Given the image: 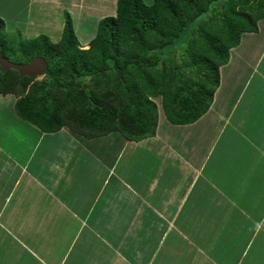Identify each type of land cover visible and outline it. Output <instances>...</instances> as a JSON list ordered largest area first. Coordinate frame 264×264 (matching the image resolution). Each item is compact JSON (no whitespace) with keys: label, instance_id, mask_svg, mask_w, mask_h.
<instances>
[{"label":"crops","instance_id":"1","mask_svg":"<svg viewBox=\"0 0 264 264\" xmlns=\"http://www.w3.org/2000/svg\"><path fill=\"white\" fill-rule=\"evenodd\" d=\"M101 1L0 0V19L7 34L57 42L65 12L76 35L115 15L117 0ZM260 198L264 19L229 50L201 117L178 125L161 113L140 141L43 132L14 99L0 105V264H254Z\"/></svg>","mask_w":264,"mask_h":264},{"label":"trees","instance_id":"2","mask_svg":"<svg viewBox=\"0 0 264 264\" xmlns=\"http://www.w3.org/2000/svg\"><path fill=\"white\" fill-rule=\"evenodd\" d=\"M261 19L264 0H117L87 48L67 12L57 42L3 34L0 19V53L15 63L43 57L48 67L41 78L0 69V96L13 95L16 115L43 132L140 141L155 135L156 98L171 124L209 109L229 50Z\"/></svg>","mask_w":264,"mask_h":264},{"label":"water","instance_id":"3","mask_svg":"<svg viewBox=\"0 0 264 264\" xmlns=\"http://www.w3.org/2000/svg\"><path fill=\"white\" fill-rule=\"evenodd\" d=\"M0 69L3 71L14 69L18 72L20 78H39L46 74L48 67L43 57L35 56L27 63H15L9 61L0 53Z\"/></svg>","mask_w":264,"mask_h":264},{"label":"rangeland","instance_id":"4","mask_svg":"<svg viewBox=\"0 0 264 264\" xmlns=\"http://www.w3.org/2000/svg\"><path fill=\"white\" fill-rule=\"evenodd\" d=\"M109 2L107 0H103L101 2H96V4L102 6V7L106 8V9H109V6H108L109 5ZM144 2L148 4V3H150V0H144ZM93 20H95V18L92 19L91 21H93ZM95 29H96V25H91V27H88L87 26L84 30L82 28L77 27L78 34L76 36H78L79 39H83V38H85L87 36L86 32H84V31H89V30H90V33L88 34V36H91L92 34L95 35V32H96ZM4 30L5 29H3V34H7V33H5ZM13 36H15V35H13ZM79 44H80V42H79ZM80 46H82V45L80 44ZM179 54H180V52H179ZM179 54L176 57V60H178V61L180 60ZM13 99H14L13 95L2 96L0 98V105H2L4 103H7V102L8 103L9 102L11 103L13 101ZM155 101L158 104V113L161 114L162 112H161V108H160V98H156ZM232 123H233L232 126H235L236 120H233ZM239 129H240V126H239L238 130ZM234 191H236V189L232 190V192H234ZM253 213H256V214L258 213L260 215H264V202H263L262 198H260L259 204H258V206L255 207ZM237 231L240 233V235L245 232V230L244 231H241V229H237ZM234 232H236V231H234ZM254 261H255L254 264H264V257H256V258H254Z\"/></svg>","mask_w":264,"mask_h":264},{"label":"clouds","instance_id":"5","mask_svg":"<svg viewBox=\"0 0 264 264\" xmlns=\"http://www.w3.org/2000/svg\"><path fill=\"white\" fill-rule=\"evenodd\" d=\"M38 78V77H37ZM39 78H41V77H39Z\"/></svg>","mask_w":264,"mask_h":264}]
</instances>
